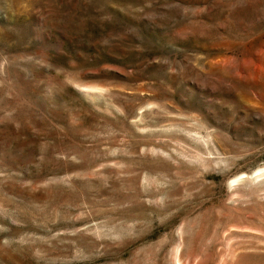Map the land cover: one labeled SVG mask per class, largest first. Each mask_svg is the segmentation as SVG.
I'll list each match as a JSON object with an SVG mask.
<instances>
[{
    "label": "rangeland",
    "instance_id": "374dc122",
    "mask_svg": "<svg viewBox=\"0 0 264 264\" xmlns=\"http://www.w3.org/2000/svg\"><path fill=\"white\" fill-rule=\"evenodd\" d=\"M0 264H264V0H0Z\"/></svg>",
    "mask_w": 264,
    "mask_h": 264
}]
</instances>
